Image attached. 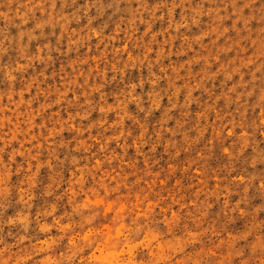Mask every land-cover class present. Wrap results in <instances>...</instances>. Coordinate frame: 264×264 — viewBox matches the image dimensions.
Masks as SVG:
<instances>
[{"label":"rangeland","instance_id":"374dc122","mask_svg":"<svg viewBox=\"0 0 264 264\" xmlns=\"http://www.w3.org/2000/svg\"><path fill=\"white\" fill-rule=\"evenodd\" d=\"M0 264H264V0H0Z\"/></svg>","mask_w":264,"mask_h":264}]
</instances>
